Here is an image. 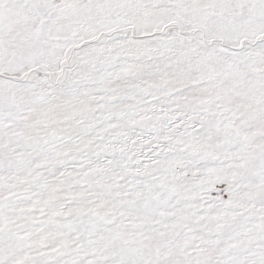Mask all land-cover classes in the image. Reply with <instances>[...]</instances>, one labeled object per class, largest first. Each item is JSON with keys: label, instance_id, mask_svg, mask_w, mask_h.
<instances>
[{"label": "snow or ice", "instance_id": "6c2138e0", "mask_svg": "<svg viewBox=\"0 0 264 264\" xmlns=\"http://www.w3.org/2000/svg\"><path fill=\"white\" fill-rule=\"evenodd\" d=\"M0 264H264V0H0Z\"/></svg>", "mask_w": 264, "mask_h": 264}]
</instances>
